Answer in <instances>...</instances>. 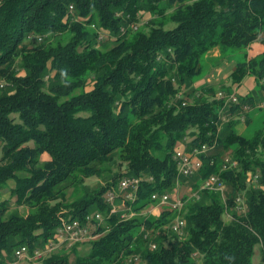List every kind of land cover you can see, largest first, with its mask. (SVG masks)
I'll list each match as a JSON object with an SVG mask.
<instances>
[{
	"label": "trees",
	"instance_id": "obj_1",
	"mask_svg": "<svg viewBox=\"0 0 264 264\" xmlns=\"http://www.w3.org/2000/svg\"><path fill=\"white\" fill-rule=\"evenodd\" d=\"M219 46L244 59L227 82L191 87ZM248 76L258 90L236 92L240 102L225 108L218 92ZM263 102L264 0H0V264L30 263L16 249L44 247L70 219L88 223L93 239L38 264H256L257 252L264 262V125L236 128ZM215 142L196 176L179 175L181 144ZM113 165L125 171L85 192ZM212 174L226 200L205 190L187 201L181 233L168 206L139 216L158 203L154 193L198 188ZM128 176L140 187L132 200L120 193L112 212L106 195ZM96 213L102 222H88Z\"/></svg>",
	"mask_w": 264,
	"mask_h": 264
},
{
	"label": "built area",
	"instance_id": "obj_2",
	"mask_svg": "<svg viewBox=\"0 0 264 264\" xmlns=\"http://www.w3.org/2000/svg\"><path fill=\"white\" fill-rule=\"evenodd\" d=\"M71 8L73 7L71 6ZM1 87H3V84L1 85ZM217 98L225 102V108L231 104H237L240 102L236 91L227 93L226 91L220 90L217 94ZM262 106H264V102L262 103ZM244 109L251 111L253 108L249 105H244ZM222 119L224 122L230 121L226 114L222 116ZM242 120H245L244 116H242L241 121ZM215 146L216 142L213 145L202 144L201 146H195L194 148L188 150L185 144H181L177 148L175 153V159L178 163L179 175L186 178H192L196 176L203 167L201 155L214 149ZM237 165L238 162L233 160L231 162L225 163L224 169L236 167ZM259 178L260 174L250 173L248 180L249 182H257ZM139 187L140 178L135 176H128L123 178L119 184L118 190L109 191L106 195V201L108 203H111L112 205V212H115L117 210L115 200L120 195V193L126 192L127 199H134V196L137 193ZM205 190L218 192L220 193L223 200H226V183L218 174H212L207 177L200 183L198 188H193L179 182L177 184V189L173 193H159L152 199L157 201L158 204L164 206L167 205L177 212L176 218L172 223V229L175 232L181 233L186 224L181 214L183 207L190 199L200 198L201 193ZM183 193L185 195H182ZM186 197L187 200L185 199ZM237 202L239 204V210H242L244 199L242 197H238ZM92 219L102 221L103 216L100 213L87 216L88 222ZM91 232L92 228L88 223H85L80 219H70L69 221L63 222L61 227L58 229L56 238L50 241L47 245L41 248H36L33 251H31L26 245L23 247H19L15 251V257L20 262L29 261L30 263L28 264H38V262L40 260H43L49 253L55 251L60 247H64L66 245L67 247H70L74 243L82 242L93 237ZM152 247L155 248L156 245H152Z\"/></svg>",
	"mask_w": 264,
	"mask_h": 264
},
{
	"label": "rangeland",
	"instance_id": "obj_3",
	"mask_svg": "<svg viewBox=\"0 0 264 264\" xmlns=\"http://www.w3.org/2000/svg\"><path fill=\"white\" fill-rule=\"evenodd\" d=\"M251 53V49L248 51ZM244 59L243 51H238L236 49L225 48L223 46H219L210 50L207 54L204 55L202 60L203 72L201 75L192 78V86L197 87L204 82H227L229 79V71L231 68L235 66L237 62H240ZM230 86V83H227V87ZM92 86H88L87 88L90 90ZM233 91L238 92V85H234ZM258 90V87L255 83L253 77L248 76L242 82L241 91L245 93H255ZM250 123H246L245 120H242L240 124L236 126L237 131L244 135H252L256 130L260 129L264 125V109H254L251 112ZM126 166L113 165L111 166V171L107 170V173L104 176H94L86 180L87 187L85 188V192L95 189L98 186H101L106 183L108 179L111 178V175L114 173H119L120 171H125ZM8 195V194H7ZM182 195H185L184 193ZM6 197V196H5ZM187 200V197L185 198ZM121 205V204H119ZM117 205V207H119ZM167 207L160 204L150 205L145 210L139 213L140 217L148 216L153 218L155 216H159L161 211ZM169 207V206H168ZM133 215V214H132ZM228 216L224 215V219L227 220ZM102 222V221H101ZM93 237L88 240H92ZM89 244H83L80 247V250L83 251L89 248ZM254 262L256 264H264L261 261L260 253L257 252L254 257ZM14 264H21L17 261Z\"/></svg>",
	"mask_w": 264,
	"mask_h": 264
},
{
	"label": "bare ground",
	"instance_id": "obj_4",
	"mask_svg": "<svg viewBox=\"0 0 264 264\" xmlns=\"http://www.w3.org/2000/svg\"><path fill=\"white\" fill-rule=\"evenodd\" d=\"M158 193H154L153 195H152V198L154 197V196H156ZM132 200V199H131ZM61 227V226H60ZM59 227V228H60ZM25 246V245H24ZM21 247H23V246H21Z\"/></svg>",
	"mask_w": 264,
	"mask_h": 264
},
{
	"label": "crops",
	"instance_id": "obj_5",
	"mask_svg": "<svg viewBox=\"0 0 264 264\" xmlns=\"http://www.w3.org/2000/svg\"><path fill=\"white\" fill-rule=\"evenodd\" d=\"M239 91H240V92H242V91H241V89H240ZM242 93H244V94H245V92H242ZM241 122H242V121H241ZM241 122H240V123H241ZM240 123H238V124H240Z\"/></svg>",
	"mask_w": 264,
	"mask_h": 264
}]
</instances>
